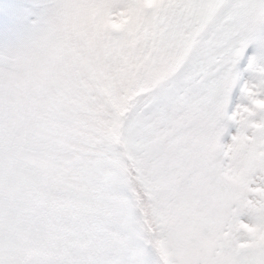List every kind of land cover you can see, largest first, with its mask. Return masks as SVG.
Instances as JSON below:
<instances>
[{
  "label": "rangeland",
  "instance_id": "374dc122",
  "mask_svg": "<svg viewBox=\"0 0 264 264\" xmlns=\"http://www.w3.org/2000/svg\"><path fill=\"white\" fill-rule=\"evenodd\" d=\"M163 9L160 0H0V264H153L139 251L137 228L125 218L122 225L127 178L120 151L109 145L113 113L101 94L139 63L154 79L173 78L178 64L170 67ZM123 90L113 92L121 106ZM177 94L193 121L184 139L170 132V140H182L180 151L176 141L159 148L149 172L181 176L168 201L184 216L171 232L179 261L264 264V234L238 225L235 202L212 179L220 170L223 185L237 187L230 158L244 157L252 142L240 138L228 152L216 120ZM153 95V105L167 99ZM179 106L144 129L135 110L138 141L153 138L166 116L169 125L182 122ZM200 127L206 139L188 135L197 137ZM229 215L236 221L227 223Z\"/></svg>",
  "mask_w": 264,
  "mask_h": 264
},
{
  "label": "snow or ice",
  "instance_id": "6c2138e0",
  "mask_svg": "<svg viewBox=\"0 0 264 264\" xmlns=\"http://www.w3.org/2000/svg\"><path fill=\"white\" fill-rule=\"evenodd\" d=\"M160 3L170 67L179 64L161 95L174 99L179 91L196 100L224 131L228 152L234 153L240 138L252 142L244 157L230 158L237 187L226 188L220 170L212 179L225 199L235 202V218L264 234V0ZM241 264L256 262L248 258Z\"/></svg>",
  "mask_w": 264,
  "mask_h": 264
},
{
  "label": "trees",
  "instance_id": "16d2710c",
  "mask_svg": "<svg viewBox=\"0 0 264 264\" xmlns=\"http://www.w3.org/2000/svg\"><path fill=\"white\" fill-rule=\"evenodd\" d=\"M128 127L125 129L122 139L126 141L125 146H128L129 155L132 159L126 162L125 172H133L131 181L133 183L136 195H140V198H136L137 201H139L138 206L140 219L142 220L141 223H143L148 238L150 239L152 251L154 252L157 259L160 257V264H175V261L171 258V253L167 247L165 239L167 227L165 219L166 216L163 214V209L158 198L159 195L157 196V194H161V192L156 191L160 187L159 183L157 179H155L154 185H151L150 182H143L146 177L145 173L143 172L142 175L136 174L138 165H135H146L148 163V157L142 153H136V155L131 153L130 149L133 144V136L132 129Z\"/></svg>",
  "mask_w": 264,
  "mask_h": 264
}]
</instances>
